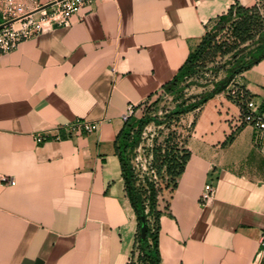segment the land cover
<instances>
[{
	"label": "crops",
	"instance_id": "crops-1",
	"mask_svg": "<svg viewBox=\"0 0 264 264\" xmlns=\"http://www.w3.org/2000/svg\"><path fill=\"white\" fill-rule=\"evenodd\" d=\"M259 1L100 0L0 58V176L11 178L0 186V264L130 263L138 220L115 146L124 115L163 93L233 4ZM235 82L264 107V59ZM77 119L99 129L65 137L61 126ZM175 128L191 156L161 205V264H253L264 141L227 90Z\"/></svg>",
	"mask_w": 264,
	"mask_h": 264
},
{
	"label": "trees",
	"instance_id": "trees-1",
	"mask_svg": "<svg viewBox=\"0 0 264 264\" xmlns=\"http://www.w3.org/2000/svg\"><path fill=\"white\" fill-rule=\"evenodd\" d=\"M263 6L264 0L252 6H244L239 2L233 4L215 21L213 26L209 27L197 49L188 56L174 78L163 86L164 93L177 95L187 87L198 84L193 81V78L199 75L202 67L206 68L204 57L208 52L213 51L215 54L220 52L222 56H229L224 64H219L212 70L216 75L225 71V77L212 80V89L177 101L175 108L168 113L169 118H175L177 126L181 116L196 110L217 94L227 90L237 76L264 59V31L260 32L257 38L252 33L254 19L260 15ZM228 24H231L233 28L232 37L239 43H235L232 47L225 43L226 49L223 50L224 45H217V38ZM249 41L250 43H248ZM152 122L159 126L167 123L166 120L157 117L137 119L132 115L126 120L115 142L125 180V191L138 220L135 251L129 264H161L160 231L163 213L161 202L164 189H159L157 183L148 177L145 179L147 188H144L132 159L133 153L143 141L146 126ZM169 135L175 138L176 142L173 148L163 149L165 154L161 155L163 160L158 171L160 173L166 166L167 174L171 175L174 180L172 192L176 188L177 179L184 172L191 154L185 149L184 140L176 128ZM161 150L159 148L157 151ZM144 222L147 223V236L143 239L141 228Z\"/></svg>",
	"mask_w": 264,
	"mask_h": 264
},
{
	"label": "built area",
	"instance_id": "built-area-1",
	"mask_svg": "<svg viewBox=\"0 0 264 264\" xmlns=\"http://www.w3.org/2000/svg\"><path fill=\"white\" fill-rule=\"evenodd\" d=\"M100 0H57L49 7H44L40 0H0V58L17 49L24 41L36 37L55 26H70L73 17L84 7L95 5ZM49 9V10H47ZM47 10V11H46ZM228 96L242 109V121L255 128V140L264 141V107L258 103L248 91L235 80L227 89ZM130 106L125 120L133 115ZM100 123L86 119H77L62 125L65 137L74 133L81 135L91 134L99 129ZM50 137L47 134L37 135L39 142ZM61 139L63 136H55ZM11 178L0 176V186L7 185ZM215 185L209 183L205 186L202 195L203 204H209L215 196ZM253 264H264V230L260 237V250Z\"/></svg>",
	"mask_w": 264,
	"mask_h": 264
},
{
	"label": "rangeland",
	"instance_id": "rangeland-1",
	"mask_svg": "<svg viewBox=\"0 0 264 264\" xmlns=\"http://www.w3.org/2000/svg\"><path fill=\"white\" fill-rule=\"evenodd\" d=\"M254 20L255 23L253 24L252 33L256 35L257 38L258 34L264 31V6L260 15H257ZM232 30V25L228 24L220 32L217 38V45H224L223 50L226 49L225 43H227L230 47L234 46L235 43H239L232 37ZM248 43H250V41ZM228 59L229 56H222L220 52L217 54L213 51L208 52L204 57V60L206 61V68L202 67L199 75L193 78V81L198 84L187 87L184 91L174 96L163 92L155 96L136 112L137 119L157 117L167 121V123L162 126L157 125L155 122L146 126L143 134V141L132 155L133 164L136 169V173L140 176L142 186L147 188L145 179L148 177L157 183V187L159 189H164L162 193L163 203H161V205H166L171 188L174 184L173 178L166 172V166H164L160 173L158 171V167L161 165L163 160L161 155L165 154L163 149H166L167 147L173 148L176 142L175 138L171 137L169 134L175 129L177 122L175 121V118H169L168 113L175 108L177 101L197 95L200 90V88L196 87L197 85L203 86L207 83L211 84L212 80L219 78L220 73L216 75L212 70L219 64H224ZM159 148L162 150L157 151Z\"/></svg>",
	"mask_w": 264,
	"mask_h": 264
},
{
	"label": "water",
	"instance_id": "water-1",
	"mask_svg": "<svg viewBox=\"0 0 264 264\" xmlns=\"http://www.w3.org/2000/svg\"><path fill=\"white\" fill-rule=\"evenodd\" d=\"M49 7V6H47ZM147 236V223L144 222L142 228H141V237L144 239Z\"/></svg>",
	"mask_w": 264,
	"mask_h": 264
}]
</instances>
